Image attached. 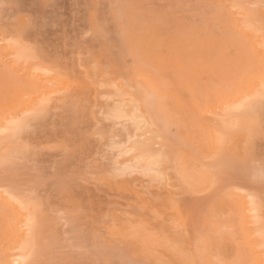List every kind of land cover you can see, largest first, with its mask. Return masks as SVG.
Segmentation results:
<instances>
[{
	"label": "rangeland",
	"instance_id": "rangeland-1",
	"mask_svg": "<svg viewBox=\"0 0 264 264\" xmlns=\"http://www.w3.org/2000/svg\"><path fill=\"white\" fill-rule=\"evenodd\" d=\"M0 194V264H264V0H0Z\"/></svg>",
	"mask_w": 264,
	"mask_h": 264
},
{
	"label": "bare ground",
	"instance_id": "bare-ground-1",
	"mask_svg": "<svg viewBox=\"0 0 264 264\" xmlns=\"http://www.w3.org/2000/svg\"><path fill=\"white\" fill-rule=\"evenodd\" d=\"M228 14H229V12H227ZM245 15V14H244ZM240 21V20H239ZM241 25V24H240ZM39 81V80H38ZM262 91V90H261ZM241 106V105H240ZM8 127V126H7ZM3 128H4V126H3ZM8 131V130H7ZM153 160V159H152ZM0 204L3 206V207H5V208H7L9 211L8 212H10L11 213V217H12V221H13V227H17L18 225H20L22 222H24L25 223V227L27 228V227H29L30 225H29V221H28V214L26 215L25 213H23V211H21V209L23 210V208L21 207H19L20 205L19 204H16V203H14V202H12L11 200H10V198H6V197H3V196H1V194H0ZM19 205V206H18ZM242 209H243V211L244 212H246V201L245 200H242ZM255 211V210H254ZM247 213V212H246ZM27 217V218H26ZM15 219H16V221H15ZM25 219H26V221H28L29 223H26L25 222ZM23 225V224H22ZM28 225V226H27ZM20 230H21V228H19ZM18 230V229H17ZM17 237V236H16ZM25 240V239H24ZM26 246H28V245H26ZM23 250V249H22ZM26 250V249H25ZM254 253H255V251H254ZM15 257H17V256H15ZM24 258V257H23ZM10 259V258H9ZM18 259H19V257H18ZM18 259H16V258H13V259H11V261H10V264H18L19 263V260ZM258 259V258H257Z\"/></svg>",
	"mask_w": 264,
	"mask_h": 264
}]
</instances>
